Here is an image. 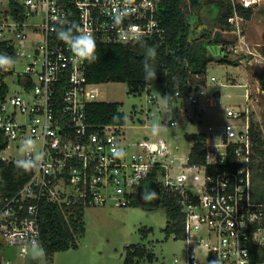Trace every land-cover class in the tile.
I'll return each mask as SVG.
<instances>
[{"label":"built area","instance_id":"built-area-1","mask_svg":"<svg viewBox=\"0 0 264 264\" xmlns=\"http://www.w3.org/2000/svg\"><path fill=\"white\" fill-rule=\"evenodd\" d=\"M0 3V41L13 46L16 64L32 50L11 92L9 78L15 66L0 70V161L12 144L20 148L32 137L45 153L43 167L33 171L18 192L0 209V240L25 256L28 241L39 239L40 207L44 201L61 208L105 205L128 206L150 189L174 194L184 218L187 242L180 264H264V201L253 197L255 150L250 107L228 105L226 121H216L202 134L201 160L195 161L192 140L184 157L176 156L164 138L138 140L126 135L124 124L92 123L87 106L97 101L101 83L89 82L86 63L73 59L56 38L55 29L74 22L94 34L96 44H132L142 39L167 40V29L155 0H12ZM251 0H244L250 6ZM120 14V19L114 17ZM237 15V14H235ZM234 17L230 18V21ZM207 75H196L204 79ZM216 81L215 76H211ZM206 83L193 82L186 95L176 91L171 100L200 103ZM149 86V85H148ZM264 91V90H263ZM142 91H137L141 93ZM221 91L206 96L205 105L218 104ZM246 94V100L249 98ZM156 99L154 94L149 100ZM204 108H201L203 110ZM121 111H123L120 108ZM170 110V108H169ZM124 112V111H123ZM20 117L23 120L19 119ZM179 119L170 120L177 126ZM113 144L127 155L115 159ZM151 174L153 177L151 178ZM246 253V255H245ZM1 264H12L10 259Z\"/></svg>","mask_w":264,"mask_h":264},{"label":"rangeland","instance_id":"rangeland-1","mask_svg":"<svg viewBox=\"0 0 264 264\" xmlns=\"http://www.w3.org/2000/svg\"><path fill=\"white\" fill-rule=\"evenodd\" d=\"M1 1V0H0ZM7 0H4L6 4ZM223 0H201L194 8L190 0H185L184 9L188 14L200 13L203 23L208 29L214 26L218 14V2ZM244 0H232L233 3L243 4ZM254 9L251 19H244L234 15L229 21L234 30L223 31L226 39L232 43L220 42L210 45L209 52L215 60L207 68L206 94L197 93L200 103L190 104L188 101L173 99L169 108L171 118L159 111V94L170 96L165 83L154 82L141 93L131 92L125 82H105L99 87V94L94 96L97 101L118 102L120 108L129 116L126 126V135L130 138L142 140L164 138L172 143L176 156L187 155L192 140L187 135L207 130L210 123L226 121L225 111L228 105L248 104L252 124H260L259 130L264 138V91L260 84L258 73L264 70V0H251ZM255 2V3H254ZM3 4L0 3V7ZM244 5V4H243ZM197 10V11H196ZM200 25V24H198ZM218 28H213L215 32ZM25 54L15 67L14 79L9 78L11 92L19 91L22 87L18 83L26 65L35 57L32 50ZM225 55L233 63H221L220 58ZM211 76L217 78L211 80ZM201 78H198L200 80ZM203 82V83H204ZM221 91L218 104L214 107L205 105L206 96L215 91ZM249 98L246 100V94ZM154 94L156 99L149 100ZM201 108H204L201 110ZM154 115L161 116V122L168 127L159 136H153L150 122ZM179 119L177 126H171L170 120ZM19 119L23 120L22 117ZM7 157H20L17 144L3 152ZM259 160V159H258ZM253 197L257 201H264V184L254 180ZM151 203L142 204L135 200L128 206H116L112 203L105 205L87 206L84 208L85 232L77 238L78 248H70L54 253L49 264H125L127 246L140 244L148 251H153L155 257L150 260L135 258L134 264H180L175 257H184L187 251V242L183 238H175L173 233H167L166 226L169 215L166 206L161 203L151 206ZM3 260L10 259L12 264H45L32 258L31 249L25 256L19 255L15 246L2 247Z\"/></svg>","mask_w":264,"mask_h":264},{"label":"trees","instance_id":"trees-1","mask_svg":"<svg viewBox=\"0 0 264 264\" xmlns=\"http://www.w3.org/2000/svg\"><path fill=\"white\" fill-rule=\"evenodd\" d=\"M155 1L159 7V15L167 29V40L163 43L154 39H142L132 44L108 45L98 43L99 60L93 64L85 62L86 76L89 82H125L129 85L131 92L143 91L148 85L158 82L165 83L169 95H174L176 91L186 95L193 82H204L203 79L198 80L196 75L203 76L206 74L209 63L215 60V56L209 52V46L217 45L220 42L232 43V40L226 39L223 35V31L234 30L229 19L235 14L244 19H251L254 14V9L251 6L233 3L232 0H223L217 3L219 10L213 18L215 24L211 26V29H208L203 23L201 12L188 14L185 11V0ZM11 8L13 11L16 8L14 0L11 2ZM213 28L218 29L213 32ZM145 44L157 46V57L153 62L157 71L154 81L144 79L143 53ZM0 52H7L14 56L13 46L4 41H0ZM262 55L264 56V49ZM220 60L221 63L230 62L225 55ZM230 63L234 64L235 62ZM258 78L264 90V70L258 73ZM6 90L3 86L0 93H4ZM87 114L92 123L124 124L122 119L114 121L113 116H128L120 110L118 102L106 101L89 103ZM259 125H251V136L255 150L254 179L260 180L264 184V138L261 130H259ZM187 137L197 142L193 149V156H195L193 158L195 161L201 160L203 153L201 148L202 134L191 133ZM0 145H4L1 135ZM32 173H24L16 169L12 162L0 161V178H2L0 179V209L5 205L7 198L18 192ZM152 177L153 174H151ZM160 194L159 204L163 203L166 206L169 215V221L165 228L167 233H173L176 239L183 238L185 215L177 198L168 192H161ZM83 215V207L70 210L47 201L41 203L40 242L47 251L45 264H49V259L54 253L79 247L77 238L85 232ZM3 246L0 240V264ZM136 257H147L152 260L155 254L140 244L127 246L125 264H134ZM258 259H264V252L258 255Z\"/></svg>","mask_w":264,"mask_h":264},{"label":"clouds","instance_id":"clouds-1","mask_svg":"<svg viewBox=\"0 0 264 264\" xmlns=\"http://www.w3.org/2000/svg\"><path fill=\"white\" fill-rule=\"evenodd\" d=\"M120 18V14H117V16L114 17V20H118ZM55 34L56 38L68 47L73 59L77 62L93 64L99 60L96 39L93 33L86 31L84 28L72 22L67 26H64L62 23L55 29ZM143 55V71L145 74L144 79L146 81H154L156 79L157 71L153 62L157 57V46H149L145 44ZM16 62L17 61L14 56L9 55L7 52H0V70H11L15 66ZM169 103L170 96H161L159 94V111L166 113V116L171 118L172 111L169 110ZM121 119L127 123L129 117L126 115L123 117L120 115L113 116L114 121H120ZM167 127V125L161 122V116H153V119L150 122V129L153 136L161 135ZM19 153L20 157L14 161V166L16 169L24 173H29L39 170L43 167L45 153L43 150H40L37 147V141L34 138H25L20 145ZM111 154L115 159H123L127 155L125 149L119 144H113L111 148ZM157 198V193L145 185L144 191L141 193V199L146 202H150ZM27 246L31 249L32 258L34 260L40 262L45 261L47 251L39 239H32L28 241ZM212 264H217V262L213 261Z\"/></svg>","mask_w":264,"mask_h":264},{"label":"flooded vegetation","instance_id":"flooded-vegetation-1","mask_svg":"<svg viewBox=\"0 0 264 264\" xmlns=\"http://www.w3.org/2000/svg\"><path fill=\"white\" fill-rule=\"evenodd\" d=\"M200 1L201 0H190V2H191V4H192V6L193 7H198L199 6V4H200ZM151 190H154V189H151ZM143 191H144V189H143ZM156 193H157V196H160L161 197V194H160V191L159 190H154ZM159 198V197H158ZM157 198V199H158ZM157 199H155V200H153V201H150V202H146V201H144L143 199H141V201L143 202V203H151V204H153V203H155L156 201H157Z\"/></svg>","mask_w":264,"mask_h":264},{"label":"water","instance_id":"water-1","mask_svg":"<svg viewBox=\"0 0 264 264\" xmlns=\"http://www.w3.org/2000/svg\"><path fill=\"white\" fill-rule=\"evenodd\" d=\"M158 197L159 198L157 199V201L155 203H153L151 206H156V205H158L160 203V196H158ZM140 203L145 204L143 202H140Z\"/></svg>","mask_w":264,"mask_h":264},{"label":"crops","instance_id":"crops-1","mask_svg":"<svg viewBox=\"0 0 264 264\" xmlns=\"http://www.w3.org/2000/svg\"><path fill=\"white\" fill-rule=\"evenodd\" d=\"M139 202H142L141 200Z\"/></svg>","mask_w":264,"mask_h":264}]
</instances>
